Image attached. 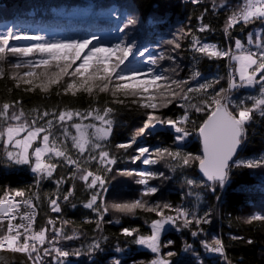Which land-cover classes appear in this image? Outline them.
I'll return each mask as SVG.
<instances>
[{
    "label": "snow or ice",
    "instance_id": "6c2138e0",
    "mask_svg": "<svg viewBox=\"0 0 264 264\" xmlns=\"http://www.w3.org/2000/svg\"><path fill=\"white\" fill-rule=\"evenodd\" d=\"M191 3L195 24L147 18L149 25H168V38L158 41L152 33L137 35L138 10L125 12L114 38L50 36L15 24L0 29V78L13 84L7 93L74 101L27 107L23 95L0 96V165L21 174L18 184L31 181L0 187V264H11L15 254L23 264H81V257L86 264H234L212 229L235 171L260 170L264 190V154L241 155L257 117L264 118V0ZM217 32L221 40L206 38ZM201 61L215 71L202 72ZM124 112L141 123L114 142ZM159 163L165 170L154 167ZM119 177L139 186L134 198H107ZM173 180L181 185L178 202L165 198ZM46 182L54 186L42 197ZM204 195L212 197L206 206ZM77 204L86 210L81 226L66 216ZM260 207L245 222H264V199ZM129 216H141L146 229L124 226ZM113 223L121 226L110 248L106 225ZM170 230L185 238L178 243ZM133 245L151 258L123 259Z\"/></svg>",
    "mask_w": 264,
    "mask_h": 264
},
{
    "label": "trees",
    "instance_id": "16d2710c",
    "mask_svg": "<svg viewBox=\"0 0 264 264\" xmlns=\"http://www.w3.org/2000/svg\"><path fill=\"white\" fill-rule=\"evenodd\" d=\"M109 8L117 9L120 13L119 18L111 16L107 11ZM137 10L139 12V23L135 30L137 35L146 36L152 33L151 38L157 41L168 38L165 34L168 25H149L147 18L150 15L155 17L167 15L172 23L179 20V26H184L188 23L189 18H191L192 24H195V15L198 12L192 5L191 0H0V29L15 24L17 27L44 29L45 33L50 36L64 37L78 35L83 32H92L98 36L107 35L114 38L116 34H111V31H109L111 26L119 25L120 21L124 19L126 11L135 12ZM206 38L209 40H221L222 36L217 32L207 35ZM198 67L201 68L202 72L215 71L214 65H208L204 61H201ZM7 88H13V84L0 78V96L23 95L27 107H32L36 104L51 105L57 102L65 104L74 102L70 97L57 98L53 96L51 100H46L39 91L30 94L23 93L20 89H14L12 93H7ZM85 103L86 101L83 99L80 101L81 106ZM257 120L259 123L254 125L255 132L253 134L252 130H250L247 149L241 155L258 156L264 154V118L257 117ZM140 123L141 121L138 118L131 116L129 113H121L114 133V142L129 138ZM146 142L155 143L156 141L154 137H149ZM193 148L194 145H189V150H193ZM127 164L136 167L140 165V162L137 161L132 164L129 161ZM140 166L145 167L143 165ZM154 167L165 170L163 163H159ZM62 171L66 172L67 170L63 169ZM259 171L245 168L234 172L233 183L228 189V194L222 198L224 202L218 206L220 215L214 218L212 230L222 234L228 244L229 256L234 260V264H264V222L253 221L250 224L245 222L247 216L261 210L260 205L262 199H264V190L257 183ZM20 180L21 174L4 171V166L0 165V187L9 184L15 187L22 186L23 183H31L30 180H23L21 184H18L17 181ZM113 184H116L117 187L115 189L109 188L107 197L109 200L134 198L139 187L130 177H119L117 181H113ZM241 184L250 185L251 187L247 191L232 190ZM53 186L46 182L41 190L42 197L43 192ZM165 187L171 189L165 193V198L178 202L179 191L181 190L180 182L173 180L167 182ZM77 195L81 196V193L78 192ZM211 201V196L204 195L202 205L206 206ZM42 212L43 209H41V214ZM85 212L86 210H83L82 205L77 204V209L68 210L66 216L74 222L75 226H81ZM106 218L112 219L111 213L106 214ZM121 223L124 226L140 224L146 229L141 216L122 217ZM72 226L68 225L66 227L70 229ZM120 226L115 223L106 225L107 231L113 234V239L109 241L110 248L114 247V235L119 232ZM83 227H87V225H83ZM230 233L243 237V239L231 240L229 237ZM167 235L178 243L185 238L184 232H176L175 230H170ZM187 238L190 242L193 240L190 236ZM249 238L252 243L247 242ZM131 247L133 252L123 259L151 258L147 255V250L138 248L135 245ZM80 261L81 264H86L85 257H81Z\"/></svg>",
    "mask_w": 264,
    "mask_h": 264
},
{
    "label": "water",
    "instance_id": "95a60500",
    "mask_svg": "<svg viewBox=\"0 0 264 264\" xmlns=\"http://www.w3.org/2000/svg\"><path fill=\"white\" fill-rule=\"evenodd\" d=\"M16 258L11 262V264H23L24 256L22 254H15Z\"/></svg>",
    "mask_w": 264,
    "mask_h": 264
},
{
    "label": "rangeland",
    "instance_id": "374dc122",
    "mask_svg": "<svg viewBox=\"0 0 264 264\" xmlns=\"http://www.w3.org/2000/svg\"><path fill=\"white\" fill-rule=\"evenodd\" d=\"M31 31H38L39 28H28ZM111 34H115L114 32H111ZM167 227V226H166ZM142 249V248H141ZM145 250V249H144ZM148 251V250H147Z\"/></svg>",
    "mask_w": 264,
    "mask_h": 264
},
{
    "label": "bare ground",
    "instance_id": "6f19581e",
    "mask_svg": "<svg viewBox=\"0 0 264 264\" xmlns=\"http://www.w3.org/2000/svg\"><path fill=\"white\" fill-rule=\"evenodd\" d=\"M118 26V25H117ZM117 26H115V27H117ZM115 27H112L111 26V28L109 29V31H111V32H113L112 30H113V28H115ZM25 28H28V27H25ZM40 30V29H39ZM46 34V33H45ZM47 35V34H46ZM39 217V216H38Z\"/></svg>",
    "mask_w": 264,
    "mask_h": 264
},
{
    "label": "built area",
    "instance_id": "2783aa9c",
    "mask_svg": "<svg viewBox=\"0 0 264 264\" xmlns=\"http://www.w3.org/2000/svg\"><path fill=\"white\" fill-rule=\"evenodd\" d=\"M38 219H39V217H38Z\"/></svg>",
    "mask_w": 264,
    "mask_h": 264
}]
</instances>
